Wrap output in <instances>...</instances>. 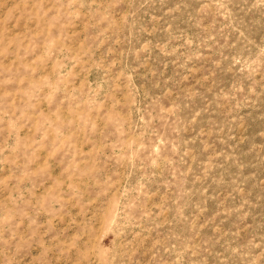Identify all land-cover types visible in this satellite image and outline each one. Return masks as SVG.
Returning a JSON list of instances; mask_svg holds the SVG:
<instances>
[{"label":"rangeland","instance_id":"1","mask_svg":"<svg viewBox=\"0 0 264 264\" xmlns=\"http://www.w3.org/2000/svg\"><path fill=\"white\" fill-rule=\"evenodd\" d=\"M0 264H264V0H0Z\"/></svg>","mask_w":264,"mask_h":264}]
</instances>
